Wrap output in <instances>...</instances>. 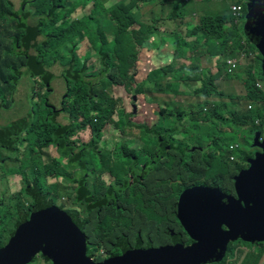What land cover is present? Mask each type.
<instances>
[{"label":"trees","instance_id":"1","mask_svg":"<svg viewBox=\"0 0 264 264\" xmlns=\"http://www.w3.org/2000/svg\"><path fill=\"white\" fill-rule=\"evenodd\" d=\"M61 1L64 0H55V4ZM70 1L72 6L64 12L60 10L61 3L53 5L49 11V15L53 17V25L43 28L44 23L50 20L40 22L36 26H21L19 20L12 16L21 15L22 9L16 10L12 0H0V96L3 98L10 96L12 99V101L5 102V107L16 114V110H14L17 103L16 92L22 91L24 96L29 99L31 95L36 94L37 84L42 88H48L46 91L47 95L53 92V88L56 89L57 93L63 94L60 110L54 109V104L50 101V98L47 102L52 106H45L46 109L43 108L40 112H38V103L41 104V102H29L31 105V108L28 110L29 117L20 119L21 126L27 121L31 123L30 132L25 135L24 146L18 149L19 151L16 154L18 167L13 166L9 169L11 170L10 174L19 175L21 178L23 194H19V196L26 201V204H16L14 211H11V206L3 205L0 200V250L8 245L2 244L6 232L5 226L1 228V225H5L4 218L13 214L16 219L15 222H17L20 228L28 223L30 215L33 212L52 208L57 204L56 198L59 197L58 195L63 190L58 180L66 183H79L80 188L77 189V192L81 190L84 182H87L84 191L88 197L87 201L91 205V196L94 193L96 182L100 183L99 181H103L99 178L100 174L102 176L104 173L109 175L110 180L108 182L114 185L120 186L124 183L126 186L128 182H131L127 177L133 175L134 167L139 171L142 170V173L145 174L144 167L152 168L160 161L163 165H157L156 167V172H159L162 176L158 184L165 183L166 189H169L163 197L166 203L164 211L161 214L149 213V210L146 211V215L136 213L135 220L133 221L134 226H129L130 224L126 226L119 225L113 233L118 239L116 246L120 248V251L117 250L112 253L102 238L97 244V251L98 249H102L103 253L110 254V256L107 255V259H114L119 256L129 255L132 251L130 246H135L136 249H147L176 245L178 241L176 242L172 236L170 240L163 237H150V244L144 245L146 240L142 238V234L147 230V225H152L155 222L151 217L158 220L160 218L167 220L169 224L162 226L168 232L169 229L167 227L174 228L172 225H180L177 219V200L186 189L195 186L219 187L225 194H231L232 189L235 188L233 177L237 175V172L243 170V162H247L249 158L254 157L247 152V150L254 147V141L250 143L244 137L240 138L238 135L239 127L252 123L253 129L251 133L254 135L258 132L261 133L259 128L264 123L262 95L255 88L256 79L263 77L262 61L258 60L255 62V76L257 78L255 76H248V73L252 74V66L248 70H243L242 73L236 75L238 79L243 81L241 83L243 95H240V97L230 95L226 98L217 99L215 102L210 100L212 93L215 91L214 81L219 78V73L214 77L209 74L203 76L200 80V88L196 92L191 93L197 96V100L202 101L186 103L166 99V106L170 108L176 106L177 108L171 109L172 111L160 109L159 115L170 114V117L167 116V119L175 123L177 125L176 128H180L183 131V139H175L180 144L173 148V150L181 152H175L172 155L167 153L165 155V158H168L167 161L157 160L154 154H146L143 165L136 158L135 161L132 160L129 155H121V162L118 164L114 162L112 164H104L100 162L99 155L94 153L93 150H87L89 154L86 155L83 153V149L96 145L101 141L99 135L101 134L100 129L103 126L100 125L101 116L107 115V112L105 113L100 109L103 100H105L103 88L106 80L109 78V72L114 68L110 69L102 60L103 64L97 66V70L99 71L97 73L93 70V65H90L88 60L99 43H107L105 35L116 33V30L103 21L111 11L104 9L105 0H90V3L93 4L90 13L82 15L79 20L68 23L66 19L72 15L73 10L81 8L83 5V3L78 5L76 0ZM154 2L155 0H128L123 6V11L126 15H129L131 12L138 14L140 6H143L142 3L154 5ZM206 2L207 0H203L204 4ZM241 2L236 0L235 3ZM230 16L232 18V15ZM128 18L127 25L114 37V43H119L124 36L131 43L141 42L144 45V43L148 42L147 39L151 37L150 33H146V39L141 40L137 29L128 31L134 23V17L129 15ZM62 21L63 23L59 28H53L55 24ZM229 21L232 23V19L229 20L225 15H217L199 18V22L195 26H191V23L186 24L192 33H200L201 36L195 43L185 42L183 39H180L178 44V40L173 41L172 48L174 52L171 63L173 75L168 77V84L163 90L159 89V93H168V95L172 96L188 94V92H182L178 87L185 80L198 79L196 71L200 66L191 62L199 60L202 52H209L212 56H216L215 54L219 55L220 52L231 48L236 49L239 53L242 48L251 43L244 33L243 27H241L240 33L239 29L233 24L231 29H225L224 26ZM228 33H233V35ZM24 34L25 36H23ZM83 40L87 42L86 49L90 47V50L88 52L85 49L78 54L76 52L77 48ZM203 40H206L209 45L207 50L199 46ZM34 45H36L40 53L29 55L28 51ZM22 48L26 49L25 53L20 51ZM48 52H51L53 56L59 53H67L68 55L67 63L60 64L67 66V71L60 72L57 80L54 78L53 71L50 68L52 65L48 64ZM186 52L189 54L188 57H186ZM138 53L139 51L130 55L125 52H116L115 61L117 59V67L121 68L124 66L126 68L128 62L132 60L131 57L133 59L136 58ZM243 53L246 56L249 54L246 50ZM180 61L188 62V65L180 63ZM119 63H122V65L118 66ZM204 72L209 73L205 70ZM227 76L229 78L233 77L229 74ZM124 77L128 82L133 80V77L127 78L125 75ZM243 78L246 79L243 80ZM58 81H62L63 85L59 83L55 84ZM54 84L55 86L53 87ZM42 94L39 93L38 95L42 96ZM55 95L58 98V94ZM244 101L246 102L245 109L239 111ZM249 105L252 106L251 109L248 108ZM113 106H116V102L113 103ZM0 109H2L1 106ZM60 115H66V124L62 125L57 121V117ZM115 116L117 117V122H113V125L121 133L125 129L130 128L129 126L143 129L142 126L130 121V114L122 115L120 109L115 113ZM113 117L111 118L112 121H114ZM94 118L97 119L96 122H94ZM184 119H186L184 124H180ZM255 121H259L260 125L256 124ZM87 128L90 136L85 132H81ZM146 130L149 132L147 141L152 140V134L161 136L165 141V135H160L154 130ZM227 132L232 135L225 137ZM7 133L5 129L0 130L1 142L7 136ZM30 136H32V139ZM242 139L244 142H241ZM207 140L209 143L205 145L204 141ZM141 142L144 141L141 139ZM196 145L197 147H195ZM234 145L237 148L234 149L232 154L237 159L235 162H230L229 150L230 146ZM184 147L185 149L183 150ZM206 147L208 149L215 148V152L210 156L205 154L204 148ZM243 148L246 150L242 151ZM35 149L38 151L34 152ZM49 152H54V162L51 165H44V155H47ZM257 152H261V150ZM197 153L202 154L203 157L197 163L198 168L196 169V166L190 165L189 162L192 161L194 155ZM175 159H178V171L177 165L170 163ZM85 164L86 168L92 167L96 171L88 174L86 179H82L85 172L81 169ZM163 167L166 171L161 172V168ZM114 173L118 174L115 175ZM183 173L191 175V179L183 182ZM216 174H219V176ZM48 179L52 180L51 185H47ZM90 180H93L91 187L88 184ZM142 181L140 182L141 188L147 189ZM132 185L134 188L137 187L135 184ZM77 192L62 196V208L65 212L73 214L74 205L78 204L79 200ZM9 202L11 203L10 200ZM70 217L73 222L75 218L76 225L84 233L86 245L92 244L93 242H91V238L87 235L85 227L75 216L74 218ZM111 244L114 246V243L111 242ZM241 244H243L242 241ZM258 245L260 244H250L253 248H257ZM229 250L228 254L232 255L235 253L236 247L232 248L230 246ZM40 256L42 257L41 254ZM257 260L258 257L252 256L247 264H257ZM215 264L229 263L224 260L222 263Z\"/></svg>","mask_w":264,"mask_h":264},{"label":"rangeland","instance_id":"2","mask_svg":"<svg viewBox=\"0 0 264 264\" xmlns=\"http://www.w3.org/2000/svg\"><path fill=\"white\" fill-rule=\"evenodd\" d=\"M14 1L17 2L16 9H18L19 0ZM238 1L242 2L235 3L236 0H207V2L204 4L203 0H155L154 5L142 3L143 6H140L138 14H135L134 12H131L129 14L134 17V23L131 25L132 27L128 29V31L137 29L139 38L141 40H145L146 33H150L151 37L148 38V42L144 43L143 45V43L141 42L131 43L129 39L124 36L119 43H114V37L122 31L129 20V15H126V13L123 11V6L128 2V0H105L104 9L111 11L107 14V18H105L103 21H105L108 26H111L113 29H115L116 33H113L111 35L106 34L105 36L107 39V43H99L95 51L91 53V57L88 60L90 65H93V70L97 73L99 72L97 70V66L102 65L103 63H106L110 69L114 68L109 72V78L108 80H106L105 86L103 88L105 100H103L100 109L105 113L107 112V115L101 116L100 125H103L100 129L101 134H99L101 141L95 145L96 151L107 149L108 147L112 149V147L118 140H121L127 148H131L137 142H141V139L143 141L145 140L146 137L142 134V131L138 129V127L125 129L123 133H121L120 130L113 125V122H117L115 113L119 109L121 110L122 115L130 114V121L141 124L146 132V129L154 130L160 135H165V141L167 144H174L175 138H173L172 136V131L176 128L177 125L167 119V116L170 117V114L160 116L159 110L166 109L168 111H172L171 109L177 108L176 106H174L173 108L166 106V99L177 102L182 101L186 103L202 101L197 100V96L191 93L196 92L200 88V80L207 74L214 77L220 73L219 78L214 81L215 91L211 95V101L215 102L217 99L226 98L230 95H234L235 97H240V95H243L241 86V83L243 81L241 79H238L236 75L238 73H242L243 70H248L249 67L252 66V74L248 73V76H255V62L258 60L260 62L262 61V57L254 47L253 43H249V45L245 48H242L239 53L236 49L234 50L231 48L227 49L226 51L220 52L219 55L215 54L216 56H212L209 52H202V54L197 53L200 54L199 60H195L191 63L200 66L196 71L198 79L185 80L178 87L182 92H188V94L183 96H172L170 94L168 95V93L158 92L159 89L163 90L166 87V85L168 84V77L173 75V67L171 66L174 52V49L172 48V45L174 44L173 41L178 40V44L180 42V39H183V41L185 42L195 43L196 40H198V38L201 36L200 33H192L191 29H189L186 24L191 23V26H195L199 22V18H202L204 16L225 15L229 20L232 19V23L229 21V23L226 24L224 28L231 29V26L233 24L237 29H239L240 33L241 27H243L244 29L245 16H247L248 14L247 8L249 0ZM76 2L78 5H81L82 3L83 5L81 8L73 10L72 15L68 17L69 23L74 20H79V18L84 14L88 15L93 8V4L90 3V0H76ZM58 3H61L60 10L63 12L67 11L71 7L66 1L57 2V4ZM235 5H239L241 7V11L234 13L232 11V8ZM230 15H232V18ZM50 24L51 21L45 22L43 28L48 27ZM128 33L131 35L130 32ZM228 34L233 35V33ZM200 44L201 45L199 46L203 47L206 50L208 49L209 45L206 40H203ZM86 46L87 42L83 40V42L78 46L76 52L80 54V52L86 49ZM86 50L89 52L90 47H88ZM244 50L248 51L249 54L247 56L243 53ZM138 51L139 53L136 58L133 59V57H131L132 60L128 62L126 68H124V66H122L121 68L117 67V59L115 61L116 52H125L131 55L137 53ZM235 55H237L235 58L229 57ZM47 56L48 64L52 65L50 68L53 71L54 78L57 80L59 78L60 72L67 71L68 67L62 65L67 63L68 55L67 53H59L53 56L51 52H48ZM188 56L189 54L188 52H186V57ZM180 63L188 65V62L180 61ZM119 65H122V63H119L118 66ZM204 70L208 71L209 73H205ZM227 74L232 75L233 77L229 78ZM124 75L127 78L133 77V80L131 82H128ZM245 79L246 78H243V80ZM262 80L264 83L263 77ZM57 83L63 85L62 81H58L55 84ZM55 84L53 85V87L55 86ZM256 84L257 79L255 81V88L257 89ZM47 90L48 88H42L39 84H37L36 97L35 100H31V102H41V104L38 103V112H40L41 109H46L45 106H52L47 102V100H49L50 98V101L54 104V109L60 110L63 94L61 95V93H57L56 89L53 88V92L50 95H47ZM16 93L17 103L14 107V110H16V114L21 118L24 116L26 110H29L31 108V105L29 102L24 101L25 107H22L19 99L20 95H23V92L20 91ZM39 93H43L42 96H44L45 99L41 95H38ZM259 93L260 95L264 94L260 91ZM55 94H58V98ZM6 101H12L11 97L6 96V98H3L0 96V106L2 107V109ZM114 102H116V106H113ZM245 105L246 102L244 101L239 111H243L245 109ZM112 117L114 121L111 120ZM93 120L94 122L97 121L96 118H94ZM4 121L5 116L3 115L0 118V130L3 129ZM57 121L62 125L66 124V115L58 116ZM185 121L186 119L182 120L180 124H184ZM256 124L260 125L259 121L256 122ZM87 126L89 127V125ZM239 128V137H244L250 143H253L256 135H252L251 133L253 124L248 123L243 127L240 126ZM259 130L261 131V138L264 137V123L262 124L261 128H259ZM28 132H30V129ZM81 132H85L90 136L88 128ZM228 133L229 132H227V135H225V137H230L232 135ZM30 137L32 139V136ZM158 140L159 136L157 134H152V140L150 143L157 144L159 142ZM241 142H244V140L242 139ZM204 143L205 145H207L209 141H204ZM104 144L107 146H105ZM244 150L246 149L243 148L242 151ZM258 150L260 149L252 147L250 148V150H247V152L254 156ZM37 151V149L34 150V152ZM204 152H206L205 154L210 156L215 152V148L208 149L206 147L204 148ZM202 157V154H195L189 164L196 166L197 169V163L200 162ZM161 160L167 161L164 158ZM52 162H54V152H49L47 153V155H44V165H51ZM230 162L235 161H232L230 159ZM170 163L177 165L178 171V159L172 160ZM157 165L162 166L163 164L160 161L157 163ZM157 165H154L152 168L145 167V178L142 182L146 186L150 195L146 202V209L148 208L150 212L161 214L166 208V203H160V200L161 197H164L166 195V192L169 189H166L165 183L157 184L158 182H160L162 177L159 172H156ZM13 166L18 167V164L11 162V165H9L8 167L5 165L2 166L0 164V200L3 205H7L8 207L11 206V211H14L16 204H26V201L19 196V194H23L21 178L19 177V175L10 174L11 170L9 168ZM242 167L243 170L248 168V163L243 162ZM164 171H166L164 167L161 168V172ZM114 174L116 175L118 173ZM239 174L240 172H237V175ZM87 175L88 174L84 173L82 179H86ZM216 175L219 176V174ZM103 177L104 183L106 184L108 180H110V176L104 173ZM190 179L191 175H189L188 173L182 174L183 182L189 181ZM58 183L63 190L61 194L58 195L59 197L56 198L57 204L60 202L62 196L77 192V189L80 188V186L78 185L79 183H66L62 182L61 180H58ZM51 184L52 180L48 179L47 185ZM154 192L156 193L153 195ZM231 194L238 195L237 189L233 188ZM16 195H18V197H16ZM9 200L11 201V203L9 202ZM151 219H154L155 222H153L152 225H147V230L142 234V238L146 240V243L144 245L150 244V237H163L170 240V232L165 231L164 227L160 225V221L162 220H158L153 217H151ZM15 220L16 219L14 218L13 214L8 215L4 218L5 225H1V228L5 226L6 232L4 242L2 244H8L13 234L19 229V226L17 225V222H15ZM178 226L179 225H176V227ZM85 229L87 235L91 238V242H93L92 244L85 246V254L87 257H90L91 253L97 256V258L95 259L97 261L103 260L107 257L108 254L106 252L101 256H98L97 254V244L100 240L98 236L100 234H103L102 240L104 241L106 246L110 248V251L112 253L116 252L117 250L120 251V248L116 246L118 243V239L115 234H112L110 232V228H102L92 222H89L87 225H85ZM111 242L114 243V246L111 244ZM241 245L245 248L243 251V255L248 254L251 250V247L246 244ZM240 247L241 246H237L239 250H241ZM130 249L135 250L136 248L135 246H130ZM39 257L35 258V260L33 262H30L29 264H51L50 262L48 263L43 256V258L41 256ZM43 260L46 261V263Z\"/></svg>","mask_w":264,"mask_h":264},{"label":"water","instance_id":"3","mask_svg":"<svg viewBox=\"0 0 264 264\" xmlns=\"http://www.w3.org/2000/svg\"><path fill=\"white\" fill-rule=\"evenodd\" d=\"M244 33L262 56L264 78V0H249ZM256 133L249 167L234 176L238 195L219 187L195 186L177 203V219L193 244L132 250L129 255L93 261L86 237L70 215L54 205L33 212L27 224L0 250V264H29L40 254L52 264H213L226 255L231 240L264 241V137ZM224 226L225 228H221Z\"/></svg>","mask_w":264,"mask_h":264},{"label":"flooded vegetation","instance_id":"4","mask_svg":"<svg viewBox=\"0 0 264 264\" xmlns=\"http://www.w3.org/2000/svg\"><path fill=\"white\" fill-rule=\"evenodd\" d=\"M64 1L69 3V6H72V3L70 0H64ZM56 4H55V0H49L50 9L53 7V5H56ZM27 6H32V4L27 3L26 5L23 6V9L26 8ZM12 17L20 19V20H25L28 24L29 22L38 20V19H49L51 21L50 26L53 25V17H51L49 14H31V15L21 14V15H16ZM68 19L69 18L66 19L67 22H68ZM62 23L63 21L58 22L57 24L53 26V28H59ZM31 52H35L38 54L40 53L37 50V48H32ZM31 52H29V54H31ZM35 97H36V94H33L29 98L28 102H31V100L34 101ZM3 115L5 116L3 129H5L8 133H7V136L2 140V142L0 141V164L2 166L5 165L8 167L9 165H11V162L17 164L18 160L16 158V154L19 151L18 149L24 146L25 135L28 133L30 129V123L29 121H27L23 126H21L20 125L21 118L18 117L16 114H14L10 109H7L5 105L3 109H0V118ZM179 144H180L179 142H176L174 144H167L166 142H158L157 144H152L150 142H140V143L135 144L136 147L127 148L125 144H120L116 142L114 146L112 147V149L108 147L107 149L96 151L95 145H93V146H88L84 148L83 153L88 155L89 152L87 150H93L94 153H97L99 155L98 157H99L100 162H103L104 164H112L113 162L115 164H118L121 162L120 161L121 155H129L132 160L135 161V158H136L138 162L143 165L145 162L146 154H154L155 158H159L157 160H161L164 158V156L168 152L171 153V155L175 152H181V151L173 150V148ZM195 147H197V145ZM184 149L185 147L183 148V150ZM81 170H83L84 172L86 171V169L84 168H82ZM94 171L96 170L92 168L91 172H94ZM141 176L142 177L145 176V174L142 173V170L139 171L137 170L136 167H134L133 175H130L127 177L128 179L132 180V182L130 183L131 189L121 191V194L123 195V205L120 207L119 212L117 211L119 207L111 206L113 200H115L116 191L111 189L112 183L108 182L106 185V189L101 193V196L96 200L97 210L93 215L86 213L85 208L82 204L76 207V211H73V214L68 213V212L66 213L70 214V216H74V215L78 216L80 223L84 227L89 222H92L95 225H98L99 227H102V228L105 227L106 229L110 228V232L112 234L117 230L119 225L126 226L130 224L129 226H134L133 221L135 220L136 213H142L143 215H146L147 214L146 211L149 210L148 208L146 209V202L150 196L149 191L147 189H139L138 187V183H139L138 181L142 178ZM99 178L101 180H104V177L101 174L99 175ZM132 184H135L137 187L134 188ZM155 193L156 192H154L153 195ZM108 195H111L109 199H107ZM82 199L84 198L82 197ZM178 200H177V203H178ZM162 202H164L163 197H161V200H160V203ZM56 206L63 210V208L60 207V204H56ZM149 213L151 212L149 211ZM159 220H162L160 221V225L169 224L168 221L165 220L164 218H160ZM75 225H76V222H75ZM172 226L174 228H171V227H167V228L169 229L171 236L175 239L176 242L178 241V243H181V244L188 243L186 245H190L194 243V241L190 239L189 236L185 233L181 225H179L178 227H176V225H172ZM221 228H225V227L221 226ZM102 237H103V234H100L98 236L99 239H101ZM233 242H236V240H234ZM262 244L264 243H261V245ZM103 254H105V252ZM91 255L93 256L94 254L91 253ZM108 256H110V254ZM104 259H107V258H104ZM44 262L46 263V261Z\"/></svg>","mask_w":264,"mask_h":264},{"label":"clouds","instance_id":"5","mask_svg":"<svg viewBox=\"0 0 264 264\" xmlns=\"http://www.w3.org/2000/svg\"><path fill=\"white\" fill-rule=\"evenodd\" d=\"M20 51L26 52V49L25 48H22V50L20 49ZM29 52H31V49H29L28 54H29ZM29 55H36V53L35 52H31V54H29ZM232 58H235V57H232ZM138 125L142 126L141 124H138ZM129 127L130 128H134L132 126H129ZM140 130L142 131V134L146 137L145 140H144V142H151V141H147L148 133L144 129H140ZM182 133H183V131L180 128H175L172 131V136L175 139L182 140L183 139ZM118 142H122V141L121 140H118ZM159 142H166V141H164L161 138V136H160L159 137ZM176 142H178V141H175V143ZM234 146H236V145H234ZM133 147H136V146L134 145ZM236 148H237V146L234 149H236ZM234 149L233 150H229L230 157L231 156H234L235 157V160H232V161H236V159H237L236 156L232 154L233 151H234ZM169 154H171V153H169ZM164 158H165V156H164ZM156 159H159V158H156ZM165 159H167V158H165ZM101 163H103V162H101ZM82 168L86 169V171H85L86 174L92 173L91 172L92 167L86 168V164H85L84 166H82ZM143 178L144 177H142L138 181L139 182L138 183L139 189H142L140 182L143 180ZM95 179H97L99 181V179L97 177H95ZM130 181L132 182L131 179H130ZM92 182H93V180L88 181V184H89L90 187H91ZM99 182L100 183H97L96 182V186H95L94 193L91 196L92 197V199H91L92 200L91 205H90V203H88V201H87L88 200V197L86 196L85 191H84V188L87 186V182H84L81 190L79 192H77L78 193V196H79V200H78V204L74 205V208H73L74 211H76V207H78L79 205L82 204L84 206V208H85L86 213L93 215L96 212V210H97L96 200L101 196V193L106 189V185L108 183L107 182L105 184L104 183V180L102 182L101 181H99ZM131 182H128V184L126 186L124 185V183L122 185H120V186L114 185L113 183L111 185V189H113V190L116 191L115 200H113L111 206L119 207V209H117L118 212L120 211V207L123 205V195L121 194V191L131 189V186H130V183ZM102 183H104V184H102ZM229 195H231V194H229ZM82 197L84 199H82ZM109 197H111V195H108L107 199H109ZM62 202L63 201H62V198H61L60 202L58 203V204H60V207L61 208L63 206L61 204ZM75 217L78 219V216H75ZM78 221H79V219H78ZM233 241L234 240H231L230 244L228 245V250L226 252L225 257L219 263H222L224 260H226V262L229 263V264H247L250 261V258L252 256H255V257H258L257 264H264V244L261 245V243H264V241H262L260 243H256V244H260V245L257 246V248L251 247L250 246L251 243H249L247 241H242L241 239H237L236 242H233ZM241 241L243 242V244L249 245L251 247L250 252L248 254H246V255L245 254L243 255V251H244L245 248L241 245ZM230 246L232 248H235L236 247V251L232 255H230V253L228 254V251H229V247ZM237 246H241L240 247L241 250H239L237 248ZM97 254H98V256H101L103 254V250L102 249H98ZM93 257L94 258H92V259L94 261L97 258V256L94 254ZM213 264H215V263H213Z\"/></svg>","mask_w":264,"mask_h":264},{"label":"crops","instance_id":"6","mask_svg":"<svg viewBox=\"0 0 264 264\" xmlns=\"http://www.w3.org/2000/svg\"><path fill=\"white\" fill-rule=\"evenodd\" d=\"M12 2L15 4V9H16L17 2L14 1V0H12ZM27 3H31L32 6H27L26 8L23 9V6L26 5ZM20 9H22V13L21 14H25V15H31V14H49V10H50L49 0H33V1H31V0H19L18 9H16V10H20ZM18 20H19L21 26L26 25L27 27H29V26L39 25L40 22L42 23L44 20H49V19H38V20H41V21L34 20V21L29 22V24L25 20H20V19H18ZM23 36H25V34ZM41 40H43V39L41 38ZM32 48H36V45H34ZM19 101L21 102L22 107H25L24 101L25 102H28L29 99L26 98L24 96V93H23L22 96L20 95ZM28 117H29L28 110H26L24 116L21 117V119L28 118Z\"/></svg>","mask_w":264,"mask_h":264},{"label":"built area","instance_id":"7","mask_svg":"<svg viewBox=\"0 0 264 264\" xmlns=\"http://www.w3.org/2000/svg\"><path fill=\"white\" fill-rule=\"evenodd\" d=\"M232 11H233L234 13H237L238 11H241V7H240L239 5H235V6L232 8ZM256 86H257V89H258L259 91H261V92L264 93V83H263L262 78H261V79H257V84H256ZM262 102H263V104H264V94L262 95ZM248 108L251 109L252 106L249 105ZM235 147H236V146H231V147H230V150H233ZM230 158H231V160H235V157H234V156H231ZM93 258H94V257H93Z\"/></svg>","mask_w":264,"mask_h":264}]
</instances>
